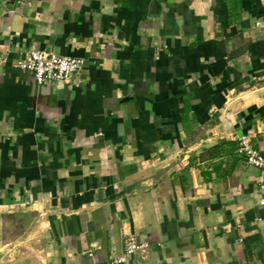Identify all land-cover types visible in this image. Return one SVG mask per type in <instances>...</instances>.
Returning <instances> with one entry per match:
<instances>
[{
	"label": "crops",
	"instance_id": "crops-1",
	"mask_svg": "<svg viewBox=\"0 0 264 264\" xmlns=\"http://www.w3.org/2000/svg\"><path fill=\"white\" fill-rule=\"evenodd\" d=\"M8 1L0 264L101 263L127 234L149 248L124 264H264V170L237 151L264 153V0ZM32 47L84 58L81 85H39Z\"/></svg>",
	"mask_w": 264,
	"mask_h": 264
},
{
	"label": "built area",
	"instance_id": "built-area-1",
	"mask_svg": "<svg viewBox=\"0 0 264 264\" xmlns=\"http://www.w3.org/2000/svg\"><path fill=\"white\" fill-rule=\"evenodd\" d=\"M260 25V22H258ZM18 68L31 72L39 85L67 83L69 87L81 85V75L86 60L82 57L65 56L54 51L31 48L16 62ZM238 153L245 161L259 169L264 170V153L253 146L250 135L238 138ZM259 205L264 208V182L260 184ZM124 250L109 260L94 264H124L138 252L149 248L148 243H140L133 234L123 236Z\"/></svg>",
	"mask_w": 264,
	"mask_h": 264
},
{
	"label": "rangeland",
	"instance_id": "rangeland-1",
	"mask_svg": "<svg viewBox=\"0 0 264 264\" xmlns=\"http://www.w3.org/2000/svg\"><path fill=\"white\" fill-rule=\"evenodd\" d=\"M26 220L27 219L24 216H19V218H14L12 225L16 229L15 230L16 233L19 234L21 232H24V227H25V221Z\"/></svg>",
	"mask_w": 264,
	"mask_h": 264
},
{
	"label": "water",
	"instance_id": "water-1",
	"mask_svg": "<svg viewBox=\"0 0 264 264\" xmlns=\"http://www.w3.org/2000/svg\"><path fill=\"white\" fill-rule=\"evenodd\" d=\"M8 2H11L14 4L16 2V0H9Z\"/></svg>",
	"mask_w": 264,
	"mask_h": 264
},
{
	"label": "trees",
	"instance_id": "trees-1",
	"mask_svg": "<svg viewBox=\"0 0 264 264\" xmlns=\"http://www.w3.org/2000/svg\"><path fill=\"white\" fill-rule=\"evenodd\" d=\"M216 148H219V146H216Z\"/></svg>",
	"mask_w": 264,
	"mask_h": 264
}]
</instances>
